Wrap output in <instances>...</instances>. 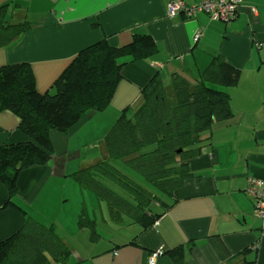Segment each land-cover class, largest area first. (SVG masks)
Instances as JSON below:
<instances>
[{"label":"crops","instance_id":"crops-1","mask_svg":"<svg viewBox=\"0 0 264 264\" xmlns=\"http://www.w3.org/2000/svg\"><path fill=\"white\" fill-rule=\"evenodd\" d=\"M178 1L189 8L206 0ZM0 6L11 22L31 24L0 49V66L29 64L41 93L52 90L82 49L98 42L123 47L139 35L158 45L152 58L125 67L104 113L88 115L69 133L51 134L52 160L18 178V208L4 207L8 193L0 183V242L30 217L56 227L72 250L69 264H176L168 253L179 248L185 252L181 264H264V222L247 194L250 179L264 182V0H243L229 23L205 12L172 15L169 0H0ZM215 57L239 69L241 80L225 89L233 116L214 125L210 145L190 162L200 179L166 199L170 209L157 204L165 213L151 228L129 218L116 224L109 207L106 212L70 176L102 162L105 136L123 112L133 114L143 104L141 90L155 75L166 83L177 77L196 84ZM18 126L16 115L0 114V146L27 140ZM84 207L96 240L79 228Z\"/></svg>","mask_w":264,"mask_h":264},{"label":"trees","instance_id":"trees-1","mask_svg":"<svg viewBox=\"0 0 264 264\" xmlns=\"http://www.w3.org/2000/svg\"><path fill=\"white\" fill-rule=\"evenodd\" d=\"M30 30L28 21L11 22L7 7L0 6V49ZM157 53L158 45L150 36H134L123 47H113L108 40L98 42L82 49L46 93L38 90L29 64L0 66V114L16 115L18 129L27 138L0 146V183L8 193L4 207H17L14 200L22 172L52 160L51 134L69 133L88 115L104 113L124 78L125 67ZM240 80L241 71L221 57L213 59L196 84L177 77L166 83L155 75L141 90L143 104L133 114L123 112L105 136L102 162L70 177L82 190L106 202L116 224L129 218L144 230L151 228L165 213L157 206L164 203L170 209L173 203L166 199L190 180L200 179L190 162L210 145L214 125L233 116L225 89L236 87ZM118 162L138 174L143 184L121 172ZM107 184L118 187L129 200ZM95 226L84 207L79 228L95 235ZM184 253L179 248L168 255L181 264ZM71 257V248L55 226L46 227L30 217L18 232L0 242V264H69Z\"/></svg>","mask_w":264,"mask_h":264},{"label":"built area","instance_id":"built-area-1","mask_svg":"<svg viewBox=\"0 0 264 264\" xmlns=\"http://www.w3.org/2000/svg\"><path fill=\"white\" fill-rule=\"evenodd\" d=\"M242 3L243 0H206L186 8L182 2L170 0V13L173 15L184 11L188 16H193L197 12H205L218 22L229 23L237 17ZM247 194L255 201L256 216L264 222V182L257 178L250 179Z\"/></svg>","mask_w":264,"mask_h":264},{"label":"rangeland","instance_id":"rangeland-1","mask_svg":"<svg viewBox=\"0 0 264 264\" xmlns=\"http://www.w3.org/2000/svg\"><path fill=\"white\" fill-rule=\"evenodd\" d=\"M233 131H236V133H237V130L234 127H233ZM116 167H118L121 172L126 173L129 178L135 180L136 182H139V183L141 182L142 183L141 180H143V179L138 174H136L135 172L128 171V169L125 167V165L123 163L118 162L117 165H116ZM107 186L110 189H112L113 191H115L116 193H118L120 196H122L125 199H128L129 200L128 196L123 191H121L118 187H115L112 184H107ZM145 188L151 190L150 187H145ZM103 206H104V208H105V210L107 212L108 206H107L106 202H104ZM106 212H105V217L107 219V214H108V217H109V213H106ZM101 235H103V233ZM88 236L91 237V238H93V240H96V237H95L96 235L94 237H92V233L90 231H88ZM107 240L108 239L106 237L105 240H104V244L103 245H105V246L107 245Z\"/></svg>","mask_w":264,"mask_h":264}]
</instances>
